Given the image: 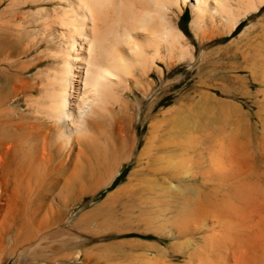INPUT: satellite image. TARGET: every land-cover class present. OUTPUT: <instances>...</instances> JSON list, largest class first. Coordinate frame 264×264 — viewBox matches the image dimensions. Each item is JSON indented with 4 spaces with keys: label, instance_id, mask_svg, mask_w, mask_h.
I'll return each instance as SVG.
<instances>
[{
    "label": "rangeland",
    "instance_id": "rangeland-1",
    "mask_svg": "<svg viewBox=\"0 0 264 264\" xmlns=\"http://www.w3.org/2000/svg\"><path fill=\"white\" fill-rule=\"evenodd\" d=\"M190 21L187 8L192 37ZM263 47L264 19H248L199 48L157 84L136 148L119 145L91 173L78 174L85 153L45 173L15 153L0 188V264H264Z\"/></svg>",
    "mask_w": 264,
    "mask_h": 264
},
{
    "label": "bare ground",
    "instance_id": "bare-ground-1",
    "mask_svg": "<svg viewBox=\"0 0 264 264\" xmlns=\"http://www.w3.org/2000/svg\"><path fill=\"white\" fill-rule=\"evenodd\" d=\"M187 8L192 37L180 25ZM263 8L264 0H0V188L18 152L35 173L85 153L81 175L119 145L134 150L138 121L156 115L163 96L154 94L159 82L242 20L258 24Z\"/></svg>",
    "mask_w": 264,
    "mask_h": 264
}]
</instances>
